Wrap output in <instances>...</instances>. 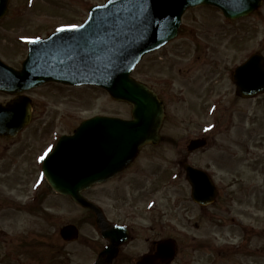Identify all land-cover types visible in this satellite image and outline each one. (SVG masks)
I'll return each instance as SVG.
<instances>
[{"label":"rangeland","instance_id":"obj_1","mask_svg":"<svg viewBox=\"0 0 264 264\" xmlns=\"http://www.w3.org/2000/svg\"><path fill=\"white\" fill-rule=\"evenodd\" d=\"M102 1L9 0L8 10L0 19V58L11 66L19 67L26 56L29 39L44 35L55 27L84 20L88 7ZM182 22L178 37L169 47L171 52L166 54L172 64L169 69L172 84L169 86L161 79L164 75L161 61L164 58L160 54L165 49L143 57L132 73L136 79L150 83L161 92L166 101L163 132L166 138H170V141L155 148L142 149L130 166L137 168L139 174V170L145 171V167H180L177 163L186 153V145H182L185 150L179 153L175 148L176 140L181 138L184 142L183 135H191L192 125L182 122L194 118L195 111L185 106V97L174 93L173 82L175 86L178 85L180 78L177 70L188 66L192 56L190 53L197 42L209 37L207 40L216 48L222 43L225 52H222L220 60L228 66L240 62L243 54L246 57L255 51L258 38H261V52L264 53V7L247 17L227 21L218 8L201 6L188 9ZM179 52H184L185 56L174 55ZM199 69L203 70V67ZM23 93L31 100L33 112L30 123L14 137H0V264H91L96 257V250L104 243L93 217L69 198L59 196L47 186L40 171V160L51 150L53 141L59 135L70 133L83 119L94 115L129 118L130 105L115 101L104 89L90 85L74 87L47 82ZM11 98L12 95L0 92L1 103ZM245 111L247 117L244 128L241 126L240 113L236 114V124L229 126L219 141L225 147L224 155L229 163H237L238 160L246 165L262 163L264 96L247 101ZM203 118L204 114H201L200 120ZM258 139L263 143L262 148ZM240 158L244 161H240ZM209 160L211 156L207 149L188 156L190 163L205 165ZM223 163L216 161L217 166L226 171L222 167ZM168 174L169 171L166 177ZM229 176L231 180L216 175L219 184L222 181L231 185L228 191L235 199L232 204H226L225 201L217 204L222 208L227 207L228 211H214V216L222 218L223 223H217L215 217L212 227L208 219L215 206L197 210L190 202L184 176L175 184L156 191L154 197L158 208L165 202L161 197L167 196L177 199L179 204L186 207L179 209L173 220L177 223L176 229L182 227L181 230L188 232L180 236L182 249L177 264H200L197 263L199 257L193 253V247H205V244L195 239L205 240L206 248L201 252L207 258L204 264H264V205L259 207L264 202V167H244V170L231 167ZM143 180H146L145 176ZM238 185L242 188L241 194L236 188ZM119 186L109 182L91 187L85 194L101 206L109 220H121L127 206L125 213H130V217L146 225V215H150V212H144L145 199L141 195L146 188L142 186L143 190L136 191L125 185ZM115 206L119 209L116 210ZM192 213L196 214L193 219ZM190 219L191 223L188 222ZM195 221H198V230L193 229ZM69 222L79 226V239L63 242L58 230ZM143 239L141 236V240L129 243L127 250L132 255L142 253L145 250ZM49 250L53 263L48 259L51 255Z\"/></svg>","mask_w":264,"mask_h":264},{"label":"water","instance_id":"obj_2","mask_svg":"<svg viewBox=\"0 0 264 264\" xmlns=\"http://www.w3.org/2000/svg\"><path fill=\"white\" fill-rule=\"evenodd\" d=\"M8 1L0 0V18L7 11ZM260 3L261 0H107L89 9L81 26L31 41L20 70L0 61V91L17 95L0 104V136L13 137L29 123L30 100L19 93L48 81L97 85L114 100L131 105L129 119L94 116L82 121L72 135L58 138L41 163L52 190L94 212L102 236L110 241L99 254L106 256L104 260H111L127 235L121 227L109 226L99 207L82 191L127 167L143 146L157 144L164 118L158 96L145 83L132 78L130 72L145 53L175 36L187 7L213 4L226 17L235 19L248 15ZM263 63V57L253 54L236 68L233 80L239 92L253 95L264 90ZM202 144L191 140L188 148ZM189 167L185 165L187 179L194 181L193 199L201 204L211 201L208 183L200 172ZM59 233L64 240L78 236L73 224L64 225ZM173 253V242H161L154 254L142 257L137 264H158Z\"/></svg>","mask_w":264,"mask_h":264},{"label":"flooded vegetation","instance_id":"obj_3","mask_svg":"<svg viewBox=\"0 0 264 264\" xmlns=\"http://www.w3.org/2000/svg\"><path fill=\"white\" fill-rule=\"evenodd\" d=\"M263 7L264 5L260 6L261 9ZM258 11L259 9L256 12ZM208 38L209 37H205V39L201 40L200 42H197L199 43L198 46H196L197 43L195 44V48L190 53L192 54V56L190 57L188 66L185 68H178L177 70V76H179L180 78L178 85L175 86V81L173 82V87L175 90L174 93H179V95L185 97L187 100V105L185 106L189 107L190 111H195L194 118H192L189 121L182 122L183 124L192 125V129H190L192 132L191 135H183V139L185 140L184 142L181 141V138L177 139L175 148L178 149L179 153H182L181 150L184 149L182 148V145H187L186 141L189 139H203L205 141L204 147L197 148L192 152H189L188 154L187 153L182 154V157H180L177 163L178 166L180 167L177 168L166 167V166L145 167V171L139 170L141 174L138 173V169L137 168L135 169V167H126L120 173L111 176L106 181L94 185V186H99L112 182L116 184L117 187L120 185V183H122L120 186L125 185L136 191H141L144 188H146V190L141 194L143 200L145 199L143 210L145 213L150 212V215H146L147 217L146 225H142L137 221L136 218L130 217V213H125L127 206L123 210V213L121 212L122 213V218H120L121 220H114V221L111 220L114 224H121L128 229L129 242L127 244H121L118 246L117 255L110 263H101V264H136V262L142 256L153 253L156 249V244H157L156 242L161 241L163 239L173 240L174 253L172 257L169 258L170 260L168 259L164 262H160L159 264H177L182 249V244H181L182 239L180 238V236L187 235L188 232H184L183 230H181L182 227L176 229L175 226H177V223L176 222L174 223L173 220L177 216L179 209L181 208L186 209V207L183 204H179V201H177V199L167 196V197H161V199H165V202L160 204L161 208H158L156 198L154 197V195L158 189L159 190H161L162 188L165 189L166 186L169 187L172 184H175L177 181L181 180V177L184 176L185 173L183 167H181V162H183L185 158L186 160H188V156L197 153L199 151H202L204 149H207L208 153L211 156V160H209V162L207 161L205 165L196 162H192V165L195 168L202 169L206 172L207 176L214 183L216 187L217 190L216 196L211 203L205 206L198 205L197 203L190 200V202L193 203L195 208H197V210L199 209L200 211L215 206V208H213V212L209 215V219H208L210 223V227L213 226V220L216 217L214 216V211H228L227 207L222 208L221 205H217V204H220L223 201H225L226 204H232L235 199L234 195L230 194L228 191V188L231 185H229L227 182H222V181H221L222 184H219L218 183L219 179H217L216 175H223L228 180H231L229 179L231 178L229 176V170L231 167L232 169L241 168L242 170H244V167H264V160L261 161L262 163H254L248 165L244 163H239V160L237 163L234 162L229 163L228 159L224 155V152L226 151L225 147L223 146V143L219 141L221 135L229 128V126L231 125L234 126L236 124V114L239 113L241 115V120H242L241 126L244 128L245 125L244 122L247 117L245 111V103L247 101H252L261 98L262 96H264V92L256 95L253 98H245L244 96L238 95L235 91V86L231 82V72L233 66L232 65L228 66L223 62H221L220 60V57L222 56V52L224 51V45L222 43L220 44V42H215L217 45L220 44L218 48H216V46L211 45L212 42L208 41L207 40ZM225 39H227V37H225ZM260 39L261 38H258V42L256 41L257 48L255 51L262 53L261 45H260L261 41H259ZM173 41L168 42L161 49L155 51L158 52L165 49L160 54V56L164 58L161 61V66L164 72V75L163 77H161V79L169 86L172 84V78L169 77V69L172 64L169 62L168 55L169 52H171V49H169V47L171 46V43ZM241 51L242 52L244 51V44L241 45ZM155 52H152L147 56H152ZM194 52H196L195 55H193ZM167 53L168 55H166ZM262 54L264 55V53ZM174 55L177 57L185 56L184 52L182 54L181 52L174 53ZM243 55L244 56L242 57V60L240 62H243L246 58L245 54ZM202 67L203 70H200L199 68ZM147 84L155 89L156 93L164 103L166 109V101L162 97L161 92L156 90V88L150 83ZM171 91H173L172 87H171ZM206 105L207 107L205 110ZM201 114H204V118H203L204 120H200ZM208 118H210V120H208ZM165 122H166V117L161 129V132L163 134L161 143L165 141H170V138H166V135L163 132ZM229 139L230 136H228V140ZM262 144L263 143L259 140L260 148L263 147ZM214 156L216 158V161L224 162L222 164V167L227 169L226 171L217 166L216 161L214 162ZM242 160L244 161V159L240 158V161ZM168 171L169 174L166 177V173ZM218 171H221V173H218ZM144 176L146 177V180H143ZM232 177L235 176L232 175ZM149 186L152 188H149ZM153 187H157V189ZM236 188L239 190V193L241 194L242 191L241 186L238 185ZM246 188L250 190V187L247 185ZM149 194H151L152 196L150 197ZM150 200H152V203L150 202ZM131 201L127 200L126 202L131 203ZM181 202L183 203V200H181ZM263 204H260L259 207L261 208ZM121 206L123 207V205ZM115 209L118 210L119 209L118 206H115ZM132 212L133 210H131V213ZM193 213L191 214L192 219L196 216V214ZM192 219H190L188 222L191 223ZM216 220L218 221L217 223H223L221 222L223 220L220 217H216ZM193 229L195 230L199 229L198 221L194 222ZM141 236L144 237L143 242H144L145 250L138 255L136 254L132 255V253H130L127 250V247L129 246V243L131 244L136 239L141 240ZM195 240L200 241L201 244L202 243L205 244V247L201 245L197 248L193 247V253H196V256L199 257L197 263L204 264L207 258L206 255H202L201 252L204 251L206 248L205 240L204 239H200V240L195 239ZM100 249H101V244L96 250L97 254L99 253ZM97 257L98 256H96L95 259Z\"/></svg>","mask_w":264,"mask_h":264}]
</instances>
